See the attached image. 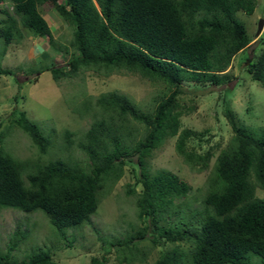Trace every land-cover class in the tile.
Returning a JSON list of instances; mask_svg holds the SVG:
<instances>
[{
	"label": "trees",
	"instance_id": "trees-1",
	"mask_svg": "<svg viewBox=\"0 0 264 264\" xmlns=\"http://www.w3.org/2000/svg\"><path fill=\"white\" fill-rule=\"evenodd\" d=\"M10 1L17 17L8 13L0 20L4 43L0 59L6 45L20 36L18 23L33 35L47 38L50 48L56 47L55 37L40 11V7H52L72 26L70 44L74 50L65 66L46 67L54 80L81 70L108 76L123 69L161 81L170 92L150 112L140 110L124 94H100L95 106L103 115L92 120L78 144L89 165L62 158L46 162L18 160L4 150L0 140V207L26 213L40 210L57 238L66 239L69 229L89 222L102 195L121 178L125 161L135 157L142 191L137 193L129 187L128 193L137 195V215L147 217L156 231L152 242H183L190 246L188 256L175 246L162 252L154 264H183L184 260L188 264H251L252 255L264 263V199L255 195L256 187L264 189V127L238 125L234 114L227 110L233 136L215 158L199 219L183 220V229L167 219L181 213L173 200L185 197L189 185L172 172L151 173L147 160L166 137L177 135L175 149L184 161L207 165L210 153L197 154L186 147L193 132L179 129L180 111L175 110V97L183 81L196 80L205 72L224 71L232 57L249 44L245 25L236 12L251 14L256 0ZM262 44L261 53L247 64L246 71L264 87V40ZM13 73L0 66V74ZM18 114L17 111L15 121L20 129L39 152L46 153L52 136ZM132 120L144 125L139 138L126 125ZM71 143L67 142V147ZM24 171L28 185L22 176ZM145 234L144 229L139 230L136 236L125 238L123 245ZM25 236L24 231H14L8 249L0 252V264H57L50 251L43 248L21 260L11 256V249ZM128 250L124 259L131 261L132 250Z\"/></svg>",
	"mask_w": 264,
	"mask_h": 264
},
{
	"label": "rangeland",
	"instance_id": "rangeland-1",
	"mask_svg": "<svg viewBox=\"0 0 264 264\" xmlns=\"http://www.w3.org/2000/svg\"><path fill=\"white\" fill-rule=\"evenodd\" d=\"M58 2L64 3L65 0ZM40 11L57 44L56 47H48L47 38L36 37L18 23L20 36H15L6 45L5 54L0 59L1 67L14 71L13 75L0 74V132L3 131L0 140H3L4 150L18 160L46 162L62 158L89 165L78 144L92 120L103 115L95 106L100 94L111 91L124 94L140 110L150 112L168 95L170 88L161 81L123 69L108 76L94 70H81L70 77L54 80L46 67H63L73 56L70 44L72 26L55 8L43 10L40 7ZM8 13L17 17L13 3L4 0L0 3V20ZM236 16L245 25L249 44L232 57L224 71L205 72L196 80L183 81L181 91L175 97V110L180 111L179 129L193 132L186 141V147L197 154L210 153L207 165L201 167L185 162L175 149L177 135L166 137L147 159L151 173L159 170L172 172L189 185L185 197L173 200L181 213L167 219L168 222L173 220V225L180 229L184 228V221L199 219L198 212L204 208L203 199L210 189L209 179L215 158L233 136L227 110L234 114L238 125L256 129L264 127V87L252 80L246 71L247 64L254 61L263 48L264 26L259 34L256 32L259 18L264 19V0H256L251 14L239 10ZM39 41L44 44L35 53L31 47ZM2 50L4 43L0 38V53ZM17 111L52 136L46 153L39 152L30 137L20 129L15 121ZM126 125L132 128L137 138L144 133V125L139 122L132 120ZM66 131L72 134L67 136ZM69 141L72 143L67 147ZM123 170L121 178L102 195L89 222L69 229L66 239L57 238L55 229L40 210L26 213L0 207V252L8 249L12 234L20 230L26 236L10 251L17 260L27 258L38 248L49 250L57 264H154L162 252L175 246L188 256L190 246L186 243L152 242L156 231L147 217L137 215V195L128 193L129 187L137 193L142 191L136 158L125 161ZM25 172L22 176L28 185ZM255 195L264 199V189L256 187ZM143 229L146 232L143 238H135L128 245H123L125 238L136 236V232ZM130 248L131 261H127L124 256ZM183 264L188 262L184 260ZM251 264L264 263L257 255H252Z\"/></svg>",
	"mask_w": 264,
	"mask_h": 264
},
{
	"label": "crops",
	"instance_id": "crops-1",
	"mask_svg": "<svg viewBox=\"0 0 264 264\" xmlns=\"http://www.w3.org/2000/svg\"><path fill=\"white\" fill-rule=\"evenodd\" d=\"M51 32H52V30H51ZM52 34H53V32H52ZM36 37H39V36H36ZM43 38V37H42ZM45 38V37H44ZM42 44H44L43 42H41V41H39V42H37V43H34V46L33 47H31V49L33 50V52H38V51H40L41 50V48H39V47H41V45ZM44 46V45H43ZM48 47H49V45H48ZM32 52V51H31Z\"/></svg>",
	"mask_w": 264,
	"mask_h": 264
},
{
	"label": "water",
	"instance_id": "water-1",
	"mask_svg": "<svg viewBox=\"0 0 264 264\" xmlns=\"http://www.w3.org/2000/svg\"><path fill=\"white\" fill-rule=\"evenodd\" d=\"M263 24H264V19L260 18L257 23V32H256L257 34L261 32Z\"/></svg>",
	"mask_w": 264,
	"mask_h": 264
},
{
	"label": "clouds",
	"instance_id": "clouds-1",
	"mask_svg": "<svg viewBox=\"0 0 264 264\" xmlns=\"http://www.w3.org/2000/svg\"><path fill=\"white\" fill-rule=\"evenodd\" d=\"M260 19V18H259ZM263 19V18H262ZM258 23V22H257ZM263 26H264V24H263ZM262 29H263V27H262ZM262 31V30H261ZM35 36H38V35H35ZM39 37H41V36H39Z\"/></svg>",
	"mask_w": 264,
	"mask_h": 264
}]
</instances>
